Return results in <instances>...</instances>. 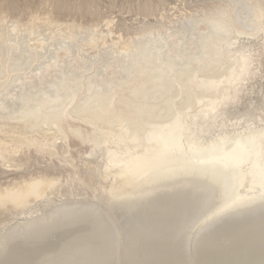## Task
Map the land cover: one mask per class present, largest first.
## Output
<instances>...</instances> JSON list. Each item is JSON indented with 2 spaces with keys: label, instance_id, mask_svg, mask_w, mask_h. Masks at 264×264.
Listing matches in <instances>:
<instances>
[{
  "label": "bare ground",
  "instance_id": "6f19581e",
  "mask_svg": "<svg viewBox=\"0 0 264 264\" xmlns=\"http://www.w3.org/2000/svg\"><path fill=\"white\" fill-rule=\"evenodd\" d=\"M228 1L225 5H219L220 7L215 8L210 15L206 13V16H211L207 19L205 18L206 22H198L200 28L216 27L217 31H219L201 36L202 40L200 39V42L202 43L200 45L204 55L198 57H196L197 55L194 57L189 56V59L186 60L187 63L181 67L184 71L181 70V74H179L180 71H177L176 75L171 74L173 75L171 79L166 78L168 69H163L162 66L161 70L164 73L162 71L158 73L163 78L161 76L162 79H157V81H165L166 84L175 89L177 88L179 93L183 90H186V93L188 89L191 94L200 92L203 96L205 94L207 95L205 97L209 98L208 102L204 104L194 103L193 107H189L191 105L190 102L188 104L185 103L187 104L185 107H182L181 104L182 109H191L188 113L186 109L187 114L185 113L184 115L186 119L184 123L191 126L188 127L190 128L188 133L191 138L195 139L191 143L188 141L190 137H185L188 133L185 136L182 135V128L184 127H177L180 128L178 130H181V132L178 131L179 133L177 132L174 135L168 131V129H171L170 127L168 128L169 125L165 124L167 126L165 127L168 128V134L171 135L169 137V135L164 134L169 137L168 139L165 137L168 142L163 139V134V137L159 134L162 139L158 134H155L156 129L151 131L152 127L155 126L152 123L157 122L158 124V121L155 120L157 116L153 118L154 115L152 113L155 112L153 110H156V107L158 109L161 107L160 98L162 97L158 98V102L156 100L155 103L153 98H150L152 102L149 101L150 95L148 93V95L145 94V97L142 96L147 88L150 90L149 86L146 85L147 87H144L146 83L143 80L130 87L133 93L130 92L132 95H129L136 99L137 94L140 93L141 98L143 99L144 97V101H136L132 100L133 98L120 96L119 88L130 83L129 81L131 80H129L121 84L119 82L110 87L107 92L97 91L90 93V95L85 97L86 100L84 99L82 104L78 106L73 105L80 95L77 90L69 89L71 92L67 91V94L61 95L59 94L60 92L57 93L53 88L56 92L53 94L50 91L53 95H48L45 92L43 95H41L42 93L40 95L37 94L39 97L33 95L35 97L31 101L34 105L31 108H22V106L19 107L22 109H19L18 112L12 113L8 111L6 113L4 111L5 113L0 114V166L7 167V169L12 167L16 171H20L26 167L25 165L31 152L42 156L47 155L51 158V156L58 153L56 149L58 140L62 142L61 151L63 150L62 154L67 160L65 162L71 164L75 159L73 158L72 160L71 157L73 155H71V150H74V147L70 148V141L72 142V140L76 139L90 143V151L85 157L84 167L86 166V169L98 168L99 159H101L99 157L102 155H99V150L102 149L103 153L106 154V162L100 163H103L105 168L109 170L107 172L104 168L103 172L102 170L99 171L101 165L98 168L99 173L102 172L99 176L106 178L108 175L110 176L109 181L107 180V186L104 183V186L97 187L99 188L98 195L102 197V202L73 201V198L71 201L69 196H66L65 200H63L65 195L63 198L61 195L60 199L62 198L63 201L54 206V208L52 207L51 210H46L45 207L44 213L41 214L42 211L40 210L41 215L24 218L25 220L20 222L21 224L18 223V225L8 229L5 228L6 231L0 234V264H264V126L261 128L246 126L233 136H230L227 132L220 133L208 141L203 140L199 135V132L207 130L213 120L223 114V109H221L223 106L237 99L238 93L242 89V83L249 75L254 74L251 69L253 59L248 50L239 48L236 50L237 55H233L234 60L232 62L225 61L227 57L223 53V46L219 42L220 39L218 37H221V34H227V36L232 34L231 36L236 38V33L256 37L260 33L264 40V0ZM69 9L60 5L53 6L49 10L47 9L43 16L40 15L41 13L32 14L30 20L24 22V18L21 19V13H18L17 5L13 2L9 3L7 0H1L0 23H7L12 19V31H15L16 34L26 31L32 36L38 30H42L43 27L52 26L54 32L62 34L65 38L64 42L67 39L77 42L78 34L87 33L86 39L80 41L78 45L81 50L107 43L105 38L95 31V27L86 26L83 22L75 20L62 21L59 16L62 13L68 14L73 10L70 9V11ZM79 10H85V8L79 7L75 11ZM206 16L204 14V17ZM1 24L0 27L3 26ZM152 35L154 34L152 33ZM43 37L47 38V35ZM55 37L56 35H54ZM112 42L113 47L110 50H112L114 55V53L118 54L120 52L123 54L129 53L138 41L131 39L128 42L118 38ZM191 43L193 44V42ZM224 43L232 45L231 41L225 40ZM40 44H36L35 47H40ZM180 45L177 44L179 47ZM179 47H177L178 50H181ZM149 50L151 51V48ZM194 50L196 51V49ZM147 51L145 50L142 53L146 56ZM135 53L134 56L138 55V53L136 55ZM57 55L60 57L62 53ZM147 56L145 58L150 59ZM137 57L139 58V55ZM151 59H153V56ZM193 59H196V62L201 60L213 61V64L211 66L202 62V65L194 64ZM161 61L163 60L161 59ZM158 62L156 60L155 63L151 60L145 65L135 63L136 65L130 67V71H134V73L139 71V75L142 76L146 70L151 72V69L158 67ZM123 64L128 67L127 64ZM161 65L164 64L161 63ZM175 66L177 67V64ZM127 70L126 73L129 76ZM170 70L174 69L170 68ZM154 71L156 72V70ZM170 72L168 73L170 74ZM157 77L160 78V76ZM126 79L125 81L128 80ZM61 82L59 81V86ZM21 84L23 85V90L24 83ZM163 84L159 83L158 85L162 87ZM154 86L152 87L154 88ZM155 87L159 88V86ZM219 88L220 90H218ZM91 89H93L91 85L86 88L89 92H91ZM58 90H61V88H58ZM156 90L158 91V89ZM159 90L161 91V89ZM166 90L168 91V88ZM151 93L153 94V92ZM156 93L158 94V92ZM168 93L170 94V92ZM15 94L13 93L12 97ZM121 95L124 94L121 93ZM162 95L159 94L158 96ZM147 96L149 100H145ZM189 96L191 97V95ZM195 96L197 97L198 95ZM152 97L156 98L154 95ZM168 99L173 100L172 97ZM183 100L184 97L181 101ZM31 101H27V103H31ZM8 106L6 105V109H8ZM177 106L180 107V104ZM179 107L176 109L180 110V113H178L180 117L183 113ZM165 109L167 110V106ZM165 109H160L163 110L160 113H165ZM80 112L90 114L87 118L89 123L94 125H92L93 127L90 125L91 128H87L83 126L85 124L81 125L72 120V118L79 120L81 115L78 117V114ZM169 113L173 117L170 111ZM174 113L172 112L173 115ZM155 115H158L157 111ZM159 115L161 116V114ZM176 115H174V118ZM176 117L179 118L178 116ZM174 118L173 120L177 119ZM161 121L164 123V120ZM44 123L48 124L49 127H47L48 125L46 127L38 126V124ZM115 123L120 128L114 125L118 128L114 129L115 127L113 128L112 124ZM180 123L179 125H181ZM145 124L151 125V127L147 128L150 131L146 135L144 134L143 137L144 140L149 141L145 142V145L141 142V147H143L139 149L134 142L139 140L138 138L142 133L130 136L128 132L131 130L127 131L126 127L132 126L138 129ZM169 124L171 125L172 123ZM176 125H172V127ZM161 127H158L159 130ZM143 129L145 128L140 130L143 131ZM165 129L162 130L165 131ZM173 130L176 132L175 129ZM186 130L187 128L184 131ZM160 132L162 131L160 130ZM137 133H139V129ZM182 136L185 137V140L188 139L184 141ZM127 142H131L132 144L130 145H133V147L126 146ZM192 143L194 145L197 143L199 147L196 148H199V150L194 149L195 146L194 148L190 147L193 145ZM187 144L190 146L188 147ZM200 149L206 150L205 152L208 155L202 160L199 157L203 154L198 156V161H201V163L193 161L196 160L194 158H191V161L187 155L201 152ZM187 152L188 154L186 155ZM200 152L199 154H201ZM184 155L187 156V160H184ZM102 157V159H105L104 156ZM203 160H207V162ZM37 172L28 176L21 174L18 177H13L6 182L0 183V214H3L5 210H10V208L14 209L23 206L27 202H33L37 199L42 201V198L50 193V190L52 191L61 186V177L52 175L47 170ZM94 179L96 180L97 178L94 176ZM81 180L89 186L93 181V177L88 174L79 178V182ZM103 180L106 179L104 178ZM66 182L67 184L70 182L71 186L75 185L71 184V182L75 183L72 174ZM91 186L93 187V185ZM66 188H60V190ZM94 191L93 193H96L97 189H94ZM58 194L61 193L59 192ZM58 196L60 195L54 196L55 200L53 199V202H59L56 200ZM36 212L37 209H30L29 211L31 215ZM0 221H2L1 218ZM49 234H53V236L50 238Z\"/></svg>",
  "mask_w": 264,
  "mask_h": 264
},
{
  "label": "rangeland",
  "instance_id": "374dc122",
  "mask_svg": "<svg viewBox=\"0 0 264 264\" xmlns=\"http://www.w3.org/2000/svg\"><path fill=\"white\" fill-rule=\"evenodd\" d=\"M7 1L9 3L13 2L15 5H17V9L19 10L18 13H21V19L24 18L23 19L24 22H27L28 20H30V17H32V14L34 15L36 13H39V14L41 13L40 15L43 16L44 13H46L47 9L49 10L53 6H59L60 5V6H65L68 9L69 8L73 9L72 11L69 9L71 12L68 14L62 13L59 16V18L65 22L70 21V20H75V21L83 22L86 26H89L92 28L95 27L94 28L95 31L100 33L105 38L107 43H105L104 45L95 46L92 48H86L85 50H81V49H79L78 45L80 44V41H84L86 39L87 33L78 34L77 35V39H78L77 42L75 40L69 41L68 39L66 42H64L65 38L62 36L61 33L54 32L52 26H46L45 28L43 27L42 30H38L37 31L38 33L35 32V34H33V36H32L31 34H28L26 31L18 32L17 34L15 31H12L11 30L12 23H13L12 19L10 21H8L7 23H3V24L0 23L1 25H3L0 27V29H1L0 30V38H1L0 39V83L3 84V85L0 84V100L2 101V102L0 101V114H2L4 111L6 113H8V111L13 113L15 111L18 112L19 109H22V108H26V107L31 108V106L34 105L33 102L31 101L32 98L35 96L39 97V95L41 93H42L41 95H43L44 92L48 95H51L52 93L55 94L56 92L57 93L60 92L59 94L63 95V94H67L68 92H71V91H69V89L70 90H77V92H79L80 95H79L78 99L76 100V102L73 104V105L78 106L79 104H82L85 97H87V95H90V93L92 94V93L97 92V91H102V92L106 91L107 92L110 90V87L118 84L119 82L121 84L123 82H128L129 80H131V81H129L130 83H127V85L125 84L121 88H119L120 90L118 92L120 93V96H123L126 98L129 97L130 99L133 98L132 100H136V101L137 100L138 101H140V100L144 101V97L149 94L150 95L149 99L150 98L155 99V100H153L154 102L156 100H157L156 102H158V98L162 97V98H160L161 99V107H159V109H158V107H156V110H153L155 112H153L152 115H154L153 118H155L157 116L155 118V120L158 121V124L163 123L161 120H164V123L162 125H158L157 122L152 123L153 125L155 124V126L152 127L151 131L156 129L155 134L156 135L158 134V136H159V134L161 136L163 134V136H164L163 139H165V137L167 139L169 137H171V135L168 134V131L174 135L178 131L181 132V130H178L181 127H184V128H182V135L185 136L188 133V131L190 132V128H188V127H191V126L187 125V123H184V121L186 122L184 115H185L187 110H188L187 111V113H188L191 109L186 108L187 110L186 109L184 110V109H182V107H185V105L187 106V104L189 102L191 104L189 107H193L192 105H194V103L204 104L205 102H208L209 98L205 97V96H207L205 94L203 96V94H201L200 92L191 94L188 89H187L186 93H185L186 90L185 91L183 90L182 91L183 93L181 91H180L181 93H179V91H177V88L175 89L174 87L170 86L169 84H166L165 81H161L162 82L161 83L160 80L163 78V76L161 74H158V73H160L161 71L163 72V70H161L162 68L168 69L169 71L167 70V73H166L167 77L166 78L171 79L173 77V75H171V74L176 75L177 71H180L179 74H181V72L184 71V69H182L181 67L184 66L183 64L187 63L186 60L189 59L188 58L189 56L194 57L195 55H197L196 57H198V56L204 55V53L202 52V46L200 45L202 43V42H200L202 40L201 36H203L205 34H210V33L216 32L217 28L216 27H214V28H211V27L208 28L207 27V29H206V27L200 28L198 22H201V23L206 22V19L211 17V16H206V15L207 14L210 15V13L215 10V8L220 7L219 5L222 6V5H225L226 3H228L229 2L228 0H7ZM79 7L85 8V10L75 11ZM199 14H200V16H199ZM204 14L206 17H204ZM28 17H29V19H28ZM201 18H204V19H201ZM107 24H109V25L107 26ZM241 30H243V29H241ZM152 31H154V32H152ZM162 32H163V34H162ZM217 32H219V31H217ZM150 33H151V35H150ZM152 33L154 35H152ZM49 34H51V35H49ZM34 35H36V36H34ZM46 35H47V38L46 37L44 38L43 36H46ZM54 35H56L55 38H54ZM221 35L222 36L221 37L219 36L218 39H220L219 42L223 46V49H222L223 53L227 57V58H225V61L232 62L234 60L233 55H237L236 50H238L239 48H243L245 50H248V52L252 55L253 64L251 65V69L255 75L254 74L253 75L251 74V76L249 75L247 77V79L244 81L245 83L244 82L242 83V85H243V86L241 85L242 89H241V91H239L238 97L236 100L228 102L229 104L227 103L225 106H223L221 108V109H223L222 110L223 112L221 111L223 114L220 115L219 117H217L216 119H214L215 120V121L213 120L214 123L212 122V124L209 126V128L207 130H205L204 132H199L200 137L206 141H208L209 139H211L212 137H215L217 134H220V133H226L227 132L228 134H230V136H233L234 134L242 131V129L245 128L246 126H249L252 128L253 127L261 128L262 126H264V40L262 39V35L259 33L258 36L252 37V36H247L245 34L236 33V35H235V36H237L236 38H233L231 36L232 34L229 35L230 37L227 36V34H225L226 36L223 34H221ZM31 36L33 37V39ZM144 36H146V37H144ZM175 36H178V37H175ZM53 38L57 39V40H54ZM118 38H121V39L128 41V42L131 39L132 40L134 39V41H138L137 44L133 46L134 48L132 50L134 52L131 50L127 54L126 53L123 54L120 52L118 54L114 53V55H113L112 50H110L113 47L112 41H114L115 39H118ZM156 38L158 41L156 40ZM180 38L182 40L184 39L186 43L185 42L183 43L184 40L182 41ZM198 38H199V42H198ZM142 39L145 41V43ZM163 39L165 40L166 43L163 42L164 41ZM176 39H177V41H176ZM178 40H179V42L182 41V42H180L181 45L178 42ZM225 40L231 41L232 45H227V43H224ZM140 41H143L141 43H143L144 45L143 44L141 45V43H139ZM174 41H176V42H174ZM150 42L153 44H151ZM191 42H193V44ZM38 43H41L40 44L41 46L35 47V45ZM158 43H159V45H158ZM177 44L180 45L181 48L179 46H177ZM194 44L196 47L194 46ZM199 45H200V47H199ZM142 46H143V49H142ZM145 46H148V47L145 48ZM177 47H179V49H181V50H178ZM183 47L186 50H187V48H189V49L186 51ZM150 48H151V51L149 50ZM192 49H193V51H192ZM194 49H196V51ZM145 50L146 51L148 50L146 53L150 57V59L145 58L147 55L145 56L144 53H142ZM135 52L136 53L140 52V53H138L139 58L137 57L138 55H136ZM24 53H25V55H24ZM59 53L60 54L62 53V55H61L62 58H61V56L58 57L57 54H59ZM134 53L136 56H134ZM141 53H142V55H141ZM151 53H152V55H151ZM184 53H185V55H183ZM166 55H169V56H166ZM182 55L185 57H183ZM152 56H153V59H151ZM176 56H178V57H176ZM181 56H182V58H181ZM130 57H132V58H130ZM136 57H137V59H136ZM157 57L159 60L157 59ZM124 58L125 59L127 58L126 61ZM167 58H168V60H167ZM174 58H176V59H174ZM133 59L137 60L138 62L137 61L132 62V61H135ZM161 59L165 63L163 61H161ZM151 60H153L155 63H156V60H157V62L159 61L157 63L158 67L154 68L153 70L151 69V72H149L150 70H148V72L146 70L145 71L146 75H145V73H143L144 76H143V74L141 76V75H139V71H135V73H134V71H130V69H131L130 67H133L134 65H136L135 63H137V64L142 63L143 65H145L148 63V61H151ZM182 60H184V61L182 62ZM193 60H194V64L202 65V63H204V64H209V66H211L213 64V61H202L201 60V61H199L200 62L199 63V62L195 61L196 59H193ZM123 63L127 64L129 69ZM132 63H134V64H132ZM161 63L164 65H161ZM169 63H171V64H169ZM48 64H50V65H48ZM121 64H123V65H121ZM158 64H160V65H158ZM166 64H168V65H166ZM174 64L175 65L177 64V67ZM124 66H126V67H124ZM161 66H162V68H161ZM173 66H175L176 68ZM223 66H225V64H223ZM45 68H47V69H45ZM170 68L171 69L173 68L174 70H170ZM178 69H180V70H178ZM123 70H124L125 74H124ZM126 70L129 72V76L126 73ZM154 70H156V72ZM152 71H153V73H152ZM168 72H170V74ZM131 73H133V74H131ZM149 73L151 74L150 76H149ZM155 73H156V75L158 74L157 76H160V78L157 77L155 75ZM161 76H162V78H161ZM169 76H171V77L168 78ZM155 77H156V79H155ZM125 78H127L128 80L126 79L127 81H125ZM157 79H160L158 81L161 85L164 82L162 87H161V85H158L159 83H158ZM141 80H143L146 83L144 85V87L149 86L150 90L147 88V90H149V91L147 92V90H146V92L143 93L144 94V95H142V96H144L143 99L141 98L140 93L137 94V97L135 99V97L131 96L133 92H132V89L130 87L133 86V84L135 85V83H137L138 81L140 82ZM147 80H148V82L149 81L150 82L148 83ZM59 81H62L60 83V86H59ZM156 81H157V83H156ZM21 83H24L23 90H22L23 85ZM15 84H17V85H15ZM49 84H50V86H49ZM62 84H63V86H62ZM150 84H151V87H150ZM66 85H67V87L65 88ZM81 85H83V86H81ZM89 85H91V87H93V89L95 91L93 89L90 90L91 92L87 91L86 88ZM153 85H155L157 87L159 86V88H156L155 86L153 88L152 87ZM71 86H73V87H71ZM137 86H139V84H137ZM62 87L64 88V91H63ZM11 88H14V89H11ZM53 88L55 89L56 92L54 91ZM58 88L59 89L61 88L62 91L58 90ZM155 88L158 89V91ZM165 88L166 89L168 88V91ZM172 88L175 90H173ZM80 89H81V91H79ZM159 89H161V91ZM15 90H16V92H15ZM19 90H21V91H19ZM218 90H220V88ZM9 91H11L12 93L11 92L9 93ZM164 91L166 92V94ZM48 92H50V93H48ZM130 92H132V93H130ZM149 92L150 93L153 92V94L152 93L150 94ZM156 92H158V94ZM168 92H170V94ZM13 93H16L15 94L16 96L14 95L15 97L14 96L12 97ZM24 93H25V96H24ZM121 93L124 95H128V96L121 95ZM162 93H163V95H162ZM37 94H39V95H37ZM129 94H131V95H129ZM159 94L162 96H158ZM9 95H10V97H9ZM19 95H20V97H18ZM33 95H35V96H33ZM152 95H154L156 98L152 97ZM189 95H191V97ZM195 95H198V96L196 97ZM134 96H136V95H134ZM199 96L200 97L202 96V97L200 98ZM170 97H172L173 100L168 99ZM183 97H184L185 102H184V100L181 101ZM3 98H5V99L3 100ZM22 98L23 99L26 98L27 101H29V102L31 101V103H29V102L27 103L26 99L23 100ZM193 98L195 99V101ZM202 98H203V101H202ZM6 99H7V101H6ZM21 99H22V102H21ZM146 99L149 100L148 96L145 98V100ZM151 100L152 99H150L149 101L152 102ZM162 100H164V101H162ZM168 102H170V103H168ZM9 103L11 104V106ZM13 103H14V107H13ZM159 103H160V101H159ZM163 103H164V105H163ZM173 103H175V104H173ZM185 103H187V104H185ZM1 104H5V105H1ZM179 104H180V107L177 106ZM181 104H182V107H181ZM183 104H184V106H183ZM6 105L10 106V108L8 106L9 110L6 109L7 108ZM24 105H25V107H24ZM27 105H29V106H27ZM166 106H167V110L165 109ZM19 107H22V108H19ZM170 107H172V108H170ZM178 107L180 109H182L181 111L183 114H181L180 117H183V118L179 117L180 114H178V113H180V110L176 109ZM16 108H17V110H16ZM157 109L159 110V112ZM160 109H165V111H164L165 113H160L163 111ZM156 111H157L158 115H155ZM169 111L171 112V115L173 117H171L169 115L170 114ZM172 112H175L176 114H178V115H176L174 113V115L179 117V118H177L175 116V118H177L179 122L177 121V119L174 118V115L172 114ZM80 113L78 114V117H79V115H81L79 120L75 119V118H74L75 120L73 118H72V120L75 122H78L81 125L85 124V125H83L84 127L91 128V126L93 124H90L89 119L87 118L90 116V114H88L87 112H83V113L80 112ZM159 114H161L162 117ZM158 116H160V117H158ZM159 118H160V121H159ZM173 118L175 120H173ZM166 119L168 122L166 121ZM180 121H181V123H180ZM169 123H172V124L170 125ZM179 123L181 125H179ZM44 124H46V123H44ZM44 124H38V126L39 127L40 126L46 127L48 125V124H46L44 126ZM156 124H157V126H156ZM165 124L167 126L169 125L168 128L170 127L171 128L170 130H172L174 132L173 129H175L176 132L173 133L172 131H170L168 128H166L167 126ZM114 125H116L118 128H120L117 125V123H115V124H112V127L113 128L115 127L114 129H118ZM146 125H148V124H145L141 127V128H145V129H143V131L140 130L141 128H138L139 133H137L138 129L135 127H132V126L126 127L127 131H130V130L132 131V134H131V131L128 132V134L130 136L131 135H138V134L142 133V135H140V137L138 138L139 140L134 142L136 144V147L138 145L139 149L143 147V146L141 147V142H142V144L144 143L143 145H145L149 141V140L148 141L144 140V138H143L144 134L146 135L148 133V131H150V130H147V128L149 126L151 127V125H148V126H146ZM172 125H176V126L175 127L173 126L174 127L173 128ZM47 127H49V125ZM158 127H161L160 130L163 133L160 132ZM177 127H180V128H177ZM186 128H187V130H186L187 132L184 131ZM162 129L163 130L165 129V131H163ZM167 129H168V131H167ZM134 132H136L137 134L136 133L133 134ZM183 132H184V134H183ZM164 134L169 135V137L165 136ZM158 136H156V137H158ZM187 136H188V138L190 137V139H191V140L190 139L188 140V141H190V143L192 142V140H195L194 138H191L189 133L185 137H187ZM162 137H160V138L162 139ZM185 137L182 136V139L184 141H186L188 139L187 138L185 140L184 139ZM167 139H165V140L168 142ZM70 143H69L71 145L70 148L72 149L74 147V150L73 149L71 150L69 148L71 150V155L72 154L74 155V156L73 155L71 156L72 160H73V158L75 159L72 161L73 165H72V163L69 164L68 162H65L67 160L62 154L63 150L61 151L62 142H61V140H58L56 143V149H57L58 153L55 154L54 156H51V158L48 157L47 155L42 156L40 154H36L34 152H31L33 154V156L30 153L27 164L25 165L26 167H24L20 171H16L12 167H9L10 169H7V167L0 166L2 168V169L0 168L1 169L0 170V183L6 182L7 180L12 179L13 177H18L21 174L28 176L30 174L38 173L37 171H45V170H47L48 172L50 171V173H52V175L54 174L55 176L61 177L60 180L62 183L60 187L53 189L52 191L50 190L49 191L50 193H48L45 196L46 198L43 197L42 201H41V199H37L33 202L31 201L32 203L27 202V203H25V205L18 207L19 209L18 208H14V209L10 208V210H8L9 212L7 210H5L7 213L4 211L3 214H0L1 215L0 218L2 220V221H0L1 222L0 223V230H1L0 234H3L6 231V229L13 227L15 225H18V223L21 224L20 222L27 219L28 217L30 218V217L37 216L40 214L41 211H42L41 214L44 213L45 207H46V210H51L52 207L54 208V206H56L57 204H60V202L65 200L66 196L67 197L69 196V200H71V201L73 198V201H76V200L87 201L88 200V201L102 202V197L98 195L99 194V188H97V187L108 185V181H109L108 179L110 176L108 175L107 178L106 177H100L101 175L99 176V174H101L105 168V165L103 163L106 162V156H105L106 154L103 153L104 151L102 149L99 150L100 151L99 155L102 154L99 157L101 159H99V166H98V168H99L102 165L99 168V171L102 170V172L99 173L98 168L86 169L87 167L86 166L84 167V165H83L85 157H87V155L90 151V143L81 142V141H78L76 139L72 140V142L70 141ZM127 143H126V146H128V147L132 146L133 147V145H130V144H132L131 142H129L128 145H127ZM194 143H192L193 145H191V146L189 144H187V145H188V147L190 146L192 148H194V146H195L194 149H197L196 147H199V145L197 143L194 145ZM166 146H167V144H166ZM58 147H60V148H58ZM200 148H202V147H200ZM202 149H200L201 152L199 151L201 154H199V152H197L195 150L197 153L194 152L193 154L192 153L188 154V152H187L186 155L188 154L187 156H188V158H190L191 161H192L191 158H194L196 160H193V161L201 163V161H198L199 158H201L200 160H202L203 158L206 157V155H208L205 152L206 150H202ZM197 150H199V148ZM194 154L195 155L197 154V156H195ZM202 154L205 156H203ZM186 155H184L185 158L183 157L184 160L185 159L187 160ZM200 155H202V156L198 158V156H200ZM102 156H104L105 159H102L103 158ZM33 160H34V162H33ZM203 161L207 162V160H203ZM77 162H78V164H77ZM100 162H103V163H100ZM73 166H74V168H73ZM78 168H79V171H78ZM11 169H13V170H11ZM89 170H91V171H89ZM92 170H93V172H92ZM105 170L107 171L109 169L105 168ZM87 172H89L88 174L91 177H93V181H92L93 184L91 183V185H93V187L89 184H88L89 186H87V184L82 182V180L79 182V178L88 175ZM71 174L74 177V181H75V183L71 182V184H75L72 186L69 184L70 182L68 184L66 182L68 177ZM94 176L97 178L96 180L94 179ZM104 178L106 180H103ZM105 181H107V182H105ZM64 183H66V184H64ZM85 184H86V186H85ZM66 186H67V188H66ZM70 187H71V189H70ZM60 188H66V189L60 190ZM92 188H93V190H92ZM57 189H59V190H57ZM94 189L95 190L97 189L96 193H93V192H95ZM59 192L61 194H58ZM56 193H57V195H60V196H58L59 199H60L61 195H62V198L65 195L63 200H62V198L60 200L58 198L56 199L59 201L58 203H56L57 201L53 202L55 200L54 196H57ZM69 194H71V195H69ZM49 198L52 199V200L50 199V202L52 201V203L49 202ZM66 199H68V198H66ZM33 204L34 205L36 204V205L34 206ZM21 208H23V209H21ZM30 209L31 210L37 209V212L33 213L31 215L29 213ZM27 213H29V214H27ZM3 215H4V217H3ZM52 236H53V234H49L50 238Z\"/></svg>",
  "mask_w": 264,
  "mask_h": 264
}]
</instances>
